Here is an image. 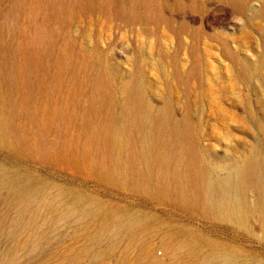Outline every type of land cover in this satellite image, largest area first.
Wrapping results in <instances>:
<instances>
[{
  "label": "rangeland",
  "instance_id": "rangeland-1",
  "mask_svg": "<svg viewBox=\"0 0 264 264\" xmlns=\"http://www.w3.org/2000/svg\"><path fill=\"white\" fill-rule=\"evenodd\" d=\"M188 164L219 212L166 181ZM131 216L157 224L108 252ZM179 232L264 264V0H0V264L168 261Z\"/></svg>",
  "mask_w": 264,
  "mask_h": 264
},
{
  "label": "bare ground",
  "instance_id": "bare-ground-1",
  "mask_svg": "<svg viewBox=\"0 0 264 264\" xmlns=\"http://www.w3.org/2000/svg\"><path fill=\"white\" fill-rule=\"evenodd\" d=\"M41 38V37H40ZM38 63V62H37ZM14 83V82H13ZM4 85V84H3ZM35 85V83H34ZM15 86V85H14ZM22 86V85H21ZM3 87V86H1ZM11 87V86H10ZM32 90V89H31ZM3 93V91H1ZM27 93V92H26ZM29 94V93H28ZM90 140V139H89ZM188 167L184 169L182 175L179 176L178 173H168L166 174V181L169 183H173V188L175 191H181L187 195L192 196L195 201L202 200L204 203H208L207 208L210 210L218 211L222 208L221 201L218 202L214 196L208 194L203 195L201 193V185L200 178L198 172L191 167L190 164ZM104 165L99 167H95L96 171L99 174L107 177V173L105 171ZM244 176V175H243ZM243 181V177H242ZM244 184L240 182L238 184V190L240 196L244 191ZM77 198V197H76ZM75 200V198L73 199ZM245 202L242 201V197L239 198L238 202L230 203V211L228 210V214L230 217H234L238 220L239 224L243 227L249 226V212L245 207ZM97 204V203H96ZM225 208V205L223 206ZM219 212V211H218ZM151 224H157V221L153 217H129L126 220L120 221L115 226L106 227L105 231L99 235L97 238L100 240H113V244L107 249L109 252L114 249L115 244L119 241L123 236H129L131 234H136L141 231L148 230V227ZM157 227L159 225H156ZM186 233H172L170 236H167L164 241V247L166 248L165 256L168 258V261L165 259H161L159 255H154L149 248H144L142 251V255L140 258L148 262V264H196L195 261L197 259V245L200 244L202 239L195 234H187ZM163 254V252L161 253ZM103 255V252L98 254V257ZM180 259L186 260L181 261ZM238 259L230 255L228 253H222L213 256L210 259L202 261V264H240ZM100 264V263H99ZM199 264V263H197Z\"/></svg>",
  "mask_w": 264,
  "mask_h": 264
}]
</instances>
